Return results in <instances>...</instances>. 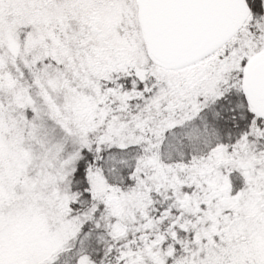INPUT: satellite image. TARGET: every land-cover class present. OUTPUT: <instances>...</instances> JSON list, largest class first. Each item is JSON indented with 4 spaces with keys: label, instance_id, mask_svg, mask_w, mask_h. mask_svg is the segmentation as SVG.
Here are the masks:
<instances>
[{
    "label": "snow or ice",
    "instance_id": "obj_1",
    "mask_svg": "<svg viewBox=\"0 0 264 264\" xmlns=\"http://www.w3.org/2000/svg\"><path fill=\"white\" fill-rule=\"evenodd\" d=\"M0 264H264V0H0Z\"/></svg>",
    "mask_w": 264,
    "mask_h": 264
}]
</instances>
